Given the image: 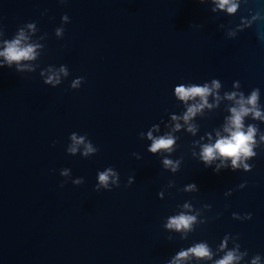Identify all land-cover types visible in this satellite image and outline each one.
<instances>
[{"label": "water", "instance_id": "obj_1", "mask_svg": "<svg viewBox=\"0 0 264 264\" xmlns=\"http://www.w3.org/2000/svg\"><path fill=\"white\" fill-rule=\"evenodd\" d=\"M219 3L0 0V264H264V0Z\"/></svg>", "mask_w": 264, "mask_h": 264}, {"label": "clouds", "instance_id": "obj_2", "mask_svg": "<svg viewBox=\"0 0 264 264\" xmlns=\"http://www.w3.org/2000/svg\"><path fill=\"white\" fill-rule=\"evenodd\" d=\"M229 0H220L219 6L220 7H224V5L228 4ZM236 5H231L227 10L229 12H233L235 11ZM18 43V42H17ZM0 55H4L6 57V59L8 61H19L21 59H27V58H31L32 55V48L31 47H27V48H23V49H19L17 48V44L13 43L10 44L5 52L0 53ZM214 86L215 82H214ZM208 92V88L205 86L203 88L201 87H192L189 89H185L184 87H179L177 89V94L182 98V99H186L192 96H196V95H200L201 97H203L206 93ZM256 100V94L253 93L252 97L250 98V103H254ZM194 111V109H189V114H191ZM234 115L232 117V123L236 129V131H234L231 134L230 138H223L221 140H218L217 143L213 146H205L204 150H203V158L205 159V161L213 158L214 153L218 152L220 155L222 156H231L234 158H239L240 154L243 153L244 155H250V148H249V141L252 140V132L254 131L253 129H249V131L247 133H244L242 131H239V129L241 128V117L243 114H247V112L249 111V109L244 108L243 106L240 108L239 111H236V109L232 110ZM255 115H259V113H255ZM80 142V141H77ZM173 143V141L169 138V139H165V138H160L157 141H154L152 147H151V151L155 152L157 149L159 148H168L171 144ZM91 150V149H89ZM74 151V149H73ZM166 163H169L166 161ZM233 164H235V159L233 160ZM109 179L108 173H101L99 175V180L102 184H107V181ZM193 219L192 217H177V218H173L171 220V224L169 226L175 225L177 228L181 227V225H183L184 227H187L189 224V221ZM190 252H192L194 255L198 256V257H205L209 255V252L207 250V248L204 245H198L193 249L189 250ZM181 256H186L188 255L187 252L181 253ZM234 259L233 254L232 253H228L227 256H225V258L221 261L218 262V264H230V262Z\"/></svg>", "mask_w": 264, "mask_h": 264}]
</instances>
